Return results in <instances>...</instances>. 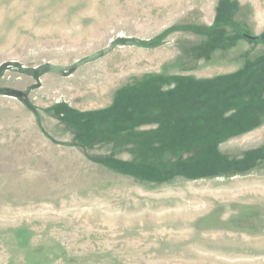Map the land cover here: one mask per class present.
<instances>
[{
    "label": "rangeland",
    "instance_id": "374dc122",
    "mask_svg": "<svg viewBox=\"0 0 264 264\" xmlns=\"http://www.w3.org/2000/svg\"><path fill=\"white\" fill-rule=\"evenodd\" d=\"M0 264H264V0H0Z\"/></svg>",
    "mask_w": 264,
    "mask_h": 264
},
{
    "label": "trees",
    "instance_id": "16d2710c",
    "mask_svg": "<svg viewBox=\"0 0 264 264\" xmlns=\"http://www.w3.org/2000/svg\"><path fill=\"white\" fill-rule=\"evenodd\" d=\"M243 37H244V35H243ZM247 39H250L251 38V40H253V41H260V38L259 37H257V36H249V37H246ZM179 100H180V98H179ZM176 102H177V100H176Z\"/></svg>",
    "mask_w": 264,
    "mask_h": 264
}]
</instances>
